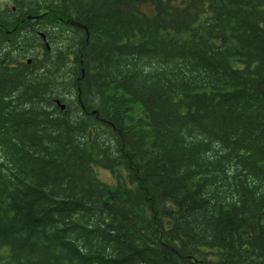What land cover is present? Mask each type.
<instances>
[{
  "label": "trees",
  "instance_id": "trees-1",
  "mask_svg": "<svg viewBox=\"0 0 264 264\" xmlns=\"http://www.w3.org/2000/svg\"><path fill=\"white\" fill-rule=\"evenodd\" d=\"M14 4L0 264H264V0Z\"/></svg>",
  "mask_w": 264,
  "mask_h": 264
},
{
  "label": "flooded vegetation",
  "instance_id": "flooded-vegetation-1",
  "mask_svg": "<svg viewBox=\"0 0 264 264\" xmlns=\"http://www.w3.org/2000/svg\"><path fill=\"white\" fill-rule=\"evenodd\" d=\"M17 7L14 4V0H10L9 3L4 4L0 7V49L1 51H5L8 49L13 50V45H11L6 37L13 36L14 32L18 33H30L34 31L36 37L41 38L43 43V48L40 46L37 50L33 51L31 54L33 56L37 55L38 57H42L45 53V50L48 43L45 42V38H43V31L40 28V24L42 23L40 20L31 19L29 17H19L25 14V11H22L20 14L17 12ZM14 15L16 17H14ZM39 50V51H38ZM37 53V54H36ZM39 54V55H38ZM21 62L29 63V58L22 59Z\"/></svg>",
  "mask_w": 264,
  "mask_h": 264
},
{
  "label": "rangeland",
  "instance_id": "rangeland-1",
  "mask_svg": "<svg viewBox=\"0 0 264 264\" xmlns=\"http://www.w3.org/2000/svg\"><path fill=\"white\" fill-rule=\"evenodd\" d=\"M9 2H10V0H0V7H2L4 4L9 3ZM97 174L103 182H105V183H112L113 182L112 177L105 170L98 169Z\"/></svg>",
  "mask_w": 264,
  "mask_h": 264
},
{
  "label": "bare ground",
  "instance_id": "bare-ground-1",
  "mask_svg": "<svg viewBox=\"0 0 264 264\" xmlns=\"http://www.w3.org/2000/svg\"><path fill=\"white\" fill-rule=\"evenodd\" d=\"M54 39H55V38H54ZM50 42H51V41H50ZM48 45H50V43H49ZM51 46H52V45H51ZM34 47H35V46H34ZM39 47H40V46H39ZM36 48H37V46H36ZM54 48H55V47H54ZM58 48H59V47H58ZM34 50H35V49H34ZM34 50H33V51H34ZM36 50H37V49H36ZM53 50H54V49H53ZM38 51H39V50H38ZM50 51H51V50H50ZM54 52H55V51H54ZM54 52H53V53H54ZM57 52H59V51H57ZM28 54H29V53H28ZM36 54H37V53H36ZM59 54H60V53H59ZM38 55H39V54H38ZM46 55H47V54H46ZM46 55H45V56H46ZM48 55H49V54H48ZM56 56H57V54H56ZM29 57H30V56H29ZM32 57H33V56H32ZM37 57H38V56H37ZM30 58H31V57H30ZM35 58H36V57H35ZM39 59H40V58H39ZM57 59H59V57H57ZM37 61H39V60H37ZM41 61H42V59H41ZM41 61H40V62H41ZM34 62H35V61H34ZM44 62H45V61H44ZM37 63H38V62H37ZM41 64H42V63H41ZM33 65H34V64H33ZM40 66H41V65H40ZM39 68H40V67H39ZM34 69H35V68H34ZM43 69H44V68H43ZM43 69H42V70H43ZM40 70H41V69H40ZM46 70H47V69H46ZM46 70H45V71H46ZM32 72H33V70H32ZM38 72H39V71H38ZM49 73H50V72H49ZM46 75H47V74H46ZM37 76H38V75H37ZM55 76H56V75H55ZM60 76H61V75H60ZM57 78H58V77H57ZM54 79H55V78H54ZM59 79H60V78H59ZM59 79H58V80H59ZM57 84H58V83H57ZM57 94H58V93H57ZM55 95H56V94H55ZM56 96H57V95H56ZM54 99H55V97H54ZM54 99H53V100H54ZM50 100H51V99H50ZM58 100H59V99H58ZM67 100H68V99H67ZM52 104H53V102H52ZM60 106H61V105H60Z\"/></svg>",
  "mask_w": 264,
  "mask_h": 264
},
{
  "label": "water",
  "instance_id": "water-1",
  "mask_svg": "<svg viewBox=\"0 0 264 264\" xmlns=\"http://www.w3.org/2000/svg\"><path fill=\"white\" fill-rule=\"evenodd\" d=\"M63 108V106H61Z\"/></svg>",
  "mask_w": 264,
  "mask_h": 264
}]
</instances>
